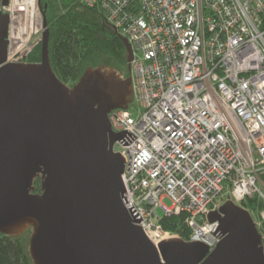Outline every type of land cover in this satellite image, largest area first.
Masks as SVG:
<instances>
[{"label": "built area", "instance_id": "obj_1", "mask_svg": "<svg viewBox=\"0 0 264 264\" xmlns=\"http://www.w3.org/2000/svg\"><path fill=\"white\" fill-rule=\"evenodd\" d=\"M80 3L99 9L131 47L140 115L134 120L127 108L116 109L109 121L112 132L135 137L113 150L125 159L123 205L139 215L137 225L157 245L180 238L159 221L184 215L186 241L212 251L223 236L212 235L218 223L207 215L229 199L250 214L264 254V0ZM37 6L0 2L9 19L6 64L26 62L39 45L30 44Z\"/></svg>", "mask_w": 264, "mask_h": 264}, {"label": "water", "instance_id": "obj_2", "mask_svg": "<svg viewBox=\"0 0 264 264\" xmlns=\"http://www.w3.org/2000/svg\"><path fill=\"white\" fill-rule=\"evenodd\" d=\"M38 8L44 30L37 63H5L9 19L0 15V234L16 238L30 229L33 264H264L251 216L229 199L207 215L218 223L212 235L223 236L212 251L196 241L154 245L147 238L139 215L124 206L125 159L113 150L135 137L112 132L109 121L133 100L131 78L99 66L71 88L60 82L40 0ZM121 41L129 72L131 47Z\"/></svg>", "mask_w": 264, "mask_h": 264}, {"label": "trees", "instance_id": "obj_3", "mask_svg": "<svg viewBox=\"0 0 264 264\" xmlns=\"http://www.w3.org/2000/svg\"><path fill=\"white\" fill-rule=\"evenodd\" d=\"M40 7L45 11L49 30L50 65L60 82L73 86L87 68L99 66L115 69L124 78L129 76L124 74L127 54L121 37L109 27L99 9L85 7L80 0H40ZM40 52L41 44L26 62H39ZM34 186L35 192H40L39 179ZM183 220L184 215L170 216L162 218L159 224L188 240L189 231ZM30 233L28 229L16 238L0 234V264H33L28 253Z\"/></svg>", "mask_w": 264, "mask_h": 264}, {"label": "rangeland", "instance_id": "obj_4", "mask_svg": "<svg viewBox=\"0 0 264 264\" xmlns=\"http://www.w3.org/2000/svg\"><path fill=\"white\" fill-rule=\"evenodd\" d=\"M37 4H38V0H37ZM38 9V6L36 7V12H35V17H34V26H33V30H36V32H34L32 35H31V41H30V44L32 43H35L37 41H39V45L41 44L42 42V33H43V19H42V15H41V12ZM39 23V26H37V24ZM20 24V23H19ZM41 41V42H40ZM38 46V45H37ZM36 46V47H37ZM36 47L34 48V50L36 49ZM33 50V51H34ZM32 51V52H33ZM31 52V53H32ZM30 53V54H31ZM6 56H7V52H6ZM127 72V73H126ZM128 70H127V67L126 69L124 70V74H128ZM127 110L128 112L130 113L131 117L136 120L139 115H140V108L138 107V105L135 103V101H131L127 107ZM118 148L115 147V150H117ZM161 203L163 205H165L166 207H170L171 206V202H169L168 199L164 198L162 199ZM157 213L159 215H162V213H160V210H157Z\"/></svg>", "mask_w": 264, "mask_h": 264}, {"label": "flooded vegetation", "instance_id": "obj_5", "mask_svg": "<svg viewBox=\"0 0 264 264\" xmlns=\"http://www.w3.org/2000/svg\"><path fill=\"white\" fill-rule=\"evenodd\" d=\"M67 86H68V85H67ZM68 87H70V88H71L72 86H68Z\"/></svg>", "mask_w": 264, "mask_h": 264}]
</instances>
